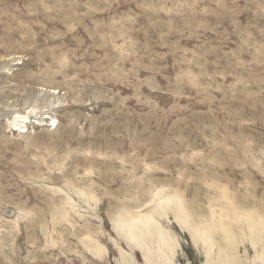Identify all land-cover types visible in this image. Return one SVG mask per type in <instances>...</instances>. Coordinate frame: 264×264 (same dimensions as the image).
Segmentation results:
<instances>
[{
  "label": "rangeland",
  "instance_id": "obj_1",
  "mask_svg": "<svg viewBox=\"0 0 264 264\" xmlns=\"http://www.w3.org/2000/svg\"><path fill=\"white\" fill-rule=\"evenodd\" d=\"M0 264H264V0H0Z\"/></svg>",
  "mask_w": 264,
  "mask_h": 264
},
{
  "label": "bare ground",
  "instance_id": "obj_2",
  "mask_svg": "<svg viewBox=\"0 0 264 264\" xmlns=\"http://www.w3.org/2000/svg\"><path fill=\"white\" fill-rule=\"evenodd\" d=\"M19 118H20V117H19ZM21 118H22V119H25V117H24V116H22Z\"/></svg>",
  "mask_w": 264,
  "mask_h": 264
}]
</instances>
